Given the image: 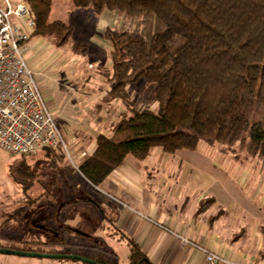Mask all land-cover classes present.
I'll use <instances>...</instances> for the list:
<instances>
[{"label": "crops", "instance_id": "crops-1", "mask_svg": "<svg viewBox=\"0 0 264 264\" xmlns=\"http://www.w3.org/2000/svg\"><path fill=\"white\" fill-rule=\"evenodd\" d=\"M10 1L15 4L21 0ZM0 3L6 4L5 0ZM60 3L53 0V7ZM66 10L63 11L69 16L68 24L73 25L77 37L88 43V53L76 54L71 47L55 48L52 38L33 35L25 57L67 144V152L61 147L44 149L62 152L65 160L78 169L95 152L98 136H112L114 124L130 112L123 99L106 100L112 84L104 76V69L111 67L112 49L104 37L105 31L109 27H121L124 20L112 11L96 14L90 7H75L71 0ZM133 87L134 84L128 87L132 97L136 94ZM156 106L155 102L153 107L146 108ZM152 150L144 160L128 155L125 163L115 168L100 186H93L79 171L81 177L77 184L71 186L69 180L62 179L58 187L35 180L36 172L31 164H19L18 155L11 153L0 167V247L37 251L34 247L45 245L40 243L48 242L55 232L48 209L57 207L60 212L55 218L62 220L60 228L61 224L71 225L69 228L95 237L105 233L108 229L102 226L109 219L101 206H108L109 202L100 201L96 195L74 193L82 185L112 200L108 207L115 210V227L120 235L111 234L102 240L106 245L121 244L119 248L123 247L124 253L128 250L127 259L130 248L125 236L139 244L152 264H207L204 250L220 252L230 260H241L245 248L261 246L264 230L259 227L264 216L252 205L247 193L258 194L264 200L262 165V176L259 173L258 177H252L248 172L250 176L236 177L224 172L225 166L233 165L227 164L223 154H217L214 146L205 142L197 150L168 153L160 146ZM19 177L30 184L27 189L18 181ZM243 186H247V193H243ZM71 209L73 214L67 215ZM83 213H92L98 229L93 223L89 224V231L82 229L86 220ZM235 229H245L243 237L247 238V234L250 237L244 245L237 243L238 238L231 247L229 234ZM0 264L84 263L0 253Z\"/></svg>", "mask_w": 264, "mask_h": 264}, {"label": "trees", "instance_id": "trees-1", "mask_svg": "<svg viewBox=\"0 0 264 264\" xmlns=\"http://www.w3.org/2000/svg\"><path fill=\"white\" fill-rule=\"evenodd\" d=\"M26 1L36 23L33 35L50 37L56 46L69 43L76 54L88 53L72 24L49 19L53 0ZM71 1L124 20L104 34L112 47L104 75L112 83L106 100L128 102V87L142 81L153 88L157 103L139 110L128 102L130 112L114 124L113 135L98 136L95 152L79 166L93 186H100L128 155L144 160L157 146L175 153L207 141L225 152L241 148L264 160V0ZM18 181L25 189L30 186ZM77 233L97 248L94 235ZM125 237L126 264H152L139 244ZM80 255L116 264L101 252Z\"/></svg>", "mask_w": 264, "mask_h": 264}, {"label": "built area", "instance_id": "built-area-1", "mask_svg": "<svg viewBox=\"0 0 264 264\" xmlns=\"http://www.w3.org/2000/svg\"><path fill=\"white\" fill-rule=\"evenodd\" d=\"M5 3H0V146L20 156L46 147L67 150L57 118L25 57L36 25L31 6L25 0ZM204 251L207 264H264L255 257L230 260L220 252Z\"/></svg>", "mask_w": 264, "mask_h": 264}, {"label": "rangeland", "instance_id": "rangeland-1", "mask_svg": "<svg viewBox=\"0 0 264 264\" xmlns=\"http://www.w3.org/2000/svg\"><path fill=\"white\" fill-rule=\"evenodd\" d=\"M26 1V0H25ZM60 4H54L53 10H51L50 14H49V19L52 20L53 18H60L63 21L67 22L69 16H66V13L63 11H67L66 7L69 6L70 4V0H57V2H60ZM27 2V1H26ZM68 23V22H67ZM33 36V34H32ZM75 37H77L74 34ZM79 38V37H78ZM81 39V38H80ZM82 40V39H81ZM83 41V40H82ZM87 45L88 43L86 41H84ZM55 48H62L63 49L66 47H71V44H65L63 46H56L54 44ZM89 46V45H88ZM110 68V67H109ZM109 68L104 69V75L106 73V70L109 71ZM37 78V77H36ZM109 80V78H107ZM112 84V83H111ZM142 84H144L142 81L134 84V91L138 93H140L139 96L136 97V94L132 97L131 93H129V100L128 102L130 103L131 106H136L135 109H145L146 107H150V106H154L156 101H153L152 98H154V93H153V88L151 86H146L143 87ZM133 85V84H132ZM139 88V90H138ZM143 88V89H140ZM127 106H128V102L125 101ZM153 103V104H152ZM152 104V105H151ZM206 145H210V146H214L216 153L218 154V152L223 154V158L224 161L227 162V164L230 163V166L233 165V167H227L225 166V171L224 172H229V174L231 173L232 175L236 176L237 175L239 177H246L249 175V173L251 174L252 177H255L259 175V173H261L262 176V171L264 168V160L260 159V158H254L251 157L249 155H247L246 151L242 150L239 146L237 148H240L237 152H225L221 149V145L220 144H211L210 142L207 141H202L201 143H204ZM201 146V144H200ZM199 146V147H200ZM2 152L0 153V167L2 166V164L11 157V153L6 151L5 149H3L0 146ZM198 149V147H197ZM195 149V150H197ZM189 150V149H187ZM65 152H67V150L64 149ZM14 155V154H13ZM58 157V158H57ZM18 159H19V164H23L26 165L27 163H30L32 168L35 170L36 175H35V180L37 181H43V184L47 183V186L51 187L54 184H57V187L59 186V183L61 184V180L62 179H66L65 182H70V185L73 186L74 184L78 183V180L80 179V174L78 173L80 171V169H76L72 163H70L69 161H66L64 158V154H62V152H58V151H54V150H49V149H44L43 151L37 152L34 155H30V156H20L18 155ZM261 168L260 169V167ZM237 168L238 171H235ZM235 171V172H234ZM249 172V173H248ZM250 176V175H249ZM260 177V176H259ZM39 178V179H37ZM54 178H56V180L54 181ZM34 180V181H35ZM30 182V181H29ZM63 186V185H61ZM42 186H39V188ZM56 187V188H57ZM66 187H69L68 185H66ZM41 189V188H40ZM59 189V188H57ZM87 186L86 185H82L79 188L74 189V193L76 194H89L91 196L96 195L98 197V199L100 201H107L108 206L112 203H110L112 200L109 199L108 197H105L103 194H100V192L93 190V191H88L86 190ZM69 190L66 188V192H68ZM71 191V190H70ZM242 191L243 193H247V186H243L242 187ZM97 192V193H96ZM247 196L249 199H251V203L252 205H256L257 209L259 211H261V213L264 216V200H261V197L257 194H253V192H249L247 193ZM68 197V195L66 196ZM105 197V198H104ZM58 202V201H57ZM59 203V202H58ZM49 207L51 206V204H48ZM60 205V204H59ZM107 204L101 206L104 211L107 214V218L108 223L105 224V226L103 225L102 227H104V229H108L104 230L105 233H100V235L96 236L98 238V244L96 245L97 248L95 247H90V245H92V242L87 240L88 238L86 237V235H78L79 233L74 232V228H69L70 226H66L64 224H61L62 227L60 228L59 223L62 222V220L60 218H55L57 214H59V212L57 211V208H55L54 210L52 209H48V211L52 214L53 220H49L50 223L52 224L51 227L54 228V230H52L53 236L49 237V241L46 243H40V244H45L43 246L41 245H37V246H33L34 248H38L37 251H51V252H55V251H59L57 253H61V251H63L62 253L64 254H70V255H74V254H81L84 253L86 255H97L99 252L102 253V255L104 257L109 258L112 261H115L116 264H126L127 263V252L128 250H126L124 253V250L122 248H119V245L121 244H112V245H106L107 243L102 240L104 239V237H108L111 234H118L120 235V233L118 232V229L115 227V220H116V214L115 210L111 209V207H108ZM254 208V207H253ZM67 215H72L73 211L71 209V211H68L66 213ZM86 216V220L85 223L82 225V229L83 230H88L89 231V224L93 223L95 226L98 224V221H96V218L92 215V213L89 214H85ZM65 215V213L62 212V217ZM100 218V217H99ZM18 219V218H17ZM101 222V221H100ZM73 226L75 225V222L72 221L71 223ZM260 225H262V227L259 229L260 230H264V222L261 223ZM96 228L98 229V226H96ZM81 233H84L81 231ZM85 234V233H84ZM246 234V230L242 229V230H238L235 229V231H233L231 234H229L230 237V245L231 247H233V243L234 241H237L238 238H240V240L237 242L239 245H244L247 241L248 238L250 237L249 234L248 237H243ZM262 235H264V232H262ZM243 237V238H241ZM59 239H61L62 241H59ZM228 240V239H227ZM36 242V241H35ZM39 243V242H38ZM37 244V243H36ZM251 245V244H250ZM26 247H32V246H26ZM251 247V246H250ZM249 248H245L243 247V254L241 256V260H248L251 257H255V259H259V257L262 259L264 258V240H262L261 246L259 247H255L253 249ZM94 248V249H93ZM122 249V251H121ZM97 250V251H96ZM121 251V252H120ZM62 260H76L78 262H83L81 260H77V259H72V258H59ZM84 263V262H83Z\"/></svg>", "mask_w": 264, "mask_h": 264}, {"label": "water", "instance_id": "water-1", "mask_svg": "<svg viewBox=\"0 0 264 264\" xmlns=\"http://www.w3.org/2000/svg\"><path fill=\"white\" fill-rule=\"evenodd\" d=\"M77 232H81L79 230H75ZM0 253L5 254H15V255H21V256H39V257H47V258H72L81 260L83 262H87L89 264H97V262L89 257H86L84 255L80 254H64V253H51V252H37V251H26V250H19L15 248H6V247H0Z\"/></svg>", "mask_w": 264, "mask_h": 264}]
</instances>
